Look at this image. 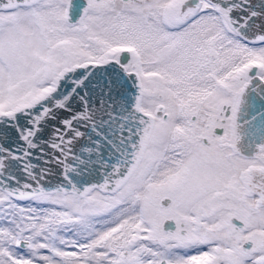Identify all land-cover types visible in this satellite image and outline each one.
Wrapping results in <instances>:
<instances>
[{
	"label": "snow or ice",
	"instance_id": "1",
	"mask_svg": "<svg viewBox=\"0 0 264 264\" xmlns=\"http://www.w3.org/2000/svg\"><path fill=\"white\" fill-rule=\"evenodd\" d=\"M0 264H264V0H0Z\"/></svg>",
	"mask_w": 264,
	"mask_h": 264
}]
</instances>
